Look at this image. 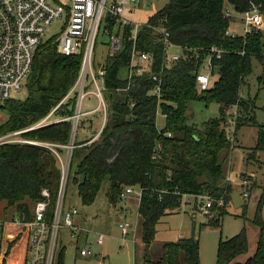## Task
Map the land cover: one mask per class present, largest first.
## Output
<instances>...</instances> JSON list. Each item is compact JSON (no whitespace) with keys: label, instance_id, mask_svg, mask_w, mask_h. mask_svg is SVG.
Returning <instances> with one entry per match:
<instances>
[{"label":"trees","instance_id":"1","mask_svg":"<svg viewBox=\"0 0 264 264\" xmlns=\"http://www.w3.org/2000/svg\"><path fill=\"white\" fill-rule=\"evenodd\" d=\"M225 3L231 7L229 10L240 13L250 9L253 3H262L264 12V0H170L150 16V24L166 16L171 40L184 49L181 60L166 69L161 93L157 95L152 91L153 82L143 78H138L130 90L117 91L125 84L118 72L126 64L129 45L115 58H109L107 122L98 139L73 151L69 180L76 185L84 205L94 203L106 179L110 181L107 197L113 204L120 199L124 187L140 186L138 211L147 248L155 238L160 219L180 209L185 195L224 197V205L218 207L215 203L213 209L221 217L227 212L223 207L231 202L234 189L229 184L221 185L224 171L220 155L233 148L226 133L225 107H238L236 128L245 124L258 128L256 145L248 154V162L264 150V124L257 121L255 99L241 95L242 85L253 71L254 58L261 63L264 74V31L227 34L232 15H226ZM144 30L141 47L153 50L159 58L161 48L154 42L149 25ZM57 46L55 37L38 47L27 82L28 96L25 100L6 102L3 109L9 117L0 124V135L35 126L53 112L50 123L28 130L22 137L59 144L70 141L72 121L60 119L74 114L76 97L72 95L59 104L78 77L81 56L62 54ZM212 47L222 51L220 57L212 56L213 73L216 69L220 79L208 89L200 90L196 76ZM263 74L258 76L259 85L264 83ZM194 100L220 104L221 117L209 119L204 129H199L188 115L189 103ZM159 108L166 117L162 130L156 125ZM86 141L78 140L77 144ZM60 182L57 157L47 147L30 143L0 145V202L6 205L5 213L15 209L18 215L29 220L34 203L45 199L44 189L50 193V210L54 209ZM217 217L210 218L211 226L220 224ZM261 227L257 251L245 264H264V224ZM27 235L26 228L9 231L3 264H24ZM247 250L248 238L242 230L220 240L216 264H229ZM183 253L185 264H201L199 240L194 236L166 242L158 260L146 253L145 264H183ZM58 264H65L63 250Z\"/></svg>","mask_w":264,"mask_h":264},{"label":"built area","instance_id":"2","mask_svg":"<svg viewBox=\"0 0 264 264\" xmlns=\"http://www.w3.org/2000/svg\"><path fill=\"white\" fill-rule=\"evenodd\" d=\"M148 4L144 0H0V110L6 102L27 85L32 73L38 47L45 42L48 27L58 19L66 17L62 31L57 37L58 51L65 55H80L81 63L78 77L59 105L74 95L76 105L74 114L68 118L72 121L70 141L66 144L30 140L22 137V133L51 122L52 113L30 128L8 132L0 135V145L5 143H30L45 146L57 157L61 169V182L57 203L50 210V193L44 189L45 199L34 203L32 216L26 220L24 216L0 218V264H3L5 248L12 228H26L27 254L24 264H57L62 248L58 247L60 231L67 228L72 237L78 241L84 231L75 221L79 214L76 207L64 209L66 187L70 177L73 151L81 145L90 144L98 139L107 122L109 102L106 97V75L108 59L115 58L125 48H128L126 64L118 72V77L125 84L117 88L118 92H126L137 84L138 78L153 82L152 91L160 95L163 84V74L173 64L181 60L183 47L174 43L166 26L167 18L149 23V19L141 21L134 18L137 11L143 10ZM262 3H253L252 7L242 13L244 34L263 31L264 12ZM232 15L231 10L226 11ZM149 25L154 42L160 48L159 58L151 49L141 47L144 27ZM108 35V50L99 56L97 61L96 47L101 30ZM227 34L237 35L236 31L228 30ZM181 49L182 54L174 52ZM222 51L212 47L207 58L213 73L212 56L220 57ZM197 83L200 90L211 87L210 74L201 71L197 73ZM92 94L97 105L84 109L86 97ZM58 105V106H59ZM54 111V110H53ZM100 114L102 123L93 137L87 138L83 144H77L78 131L84 116ZM64 150V151H63ZM242 184L247 188L242 193L246 200L250 196L248 176L242 175ZM134 192V186H126L119 197L127 198ZM141 196V191H140ZM196 199V207L207 215H211L213 207H221L224 197L216 199L211 194L192 195ZM205 200V201H203ZM123 238L128 237L131 222L119 223ZM105 235H98V244H103ZM81 255L91 254L88 248L80 250Z\"/></svg>","mask_w":264,"mask_h":264},{"label":"rangeland","instance_id":"3","mask_svg":"<svg viewBox=\"0 0 264 264\" xmlns=\"http://www.w3.org/2000/svg\"><path fill=\"white\" fill-rule=\"evenodd\" d=\"M170 0H144L148 4L143 10L137 11L134 18L146 21L150 16L162 9ZM226 9H231L225 3ZM66 17L53 22L47 29L45 40L58 37L62 31ZM244 22L242 13L232 10V17L229 30L236 31L237 34H244ZM264 29V26H263ZM264 31V30H263ZM108 35L101 30L99 35L96 55L97 61H102V56L108 50ZM174 52L182 54L181 49H174ZM201 71L210 74L211 83L219 81L220 75L215 69L212 73L208 59H204L201 64ZM263 74L262 65L256 58L253 59V71L246 77L241 88V95L245 98H253L256 102L255 114L257 121L264 124V83L259 85L258 76ZM264 75V74H263ZM28 96L27 85L21 90L14 92L12 99L25 100ZM94 95L89 94L84 103V109L93 108L97 105ZM227 125L226 133L233 143V148L229 152H221L220 159L223 163L224 179L222 186L228 184L234 190L241 193L247 189L241 181L242 175L248 176L250 186L248 191L250 196L246 198L245 205L235 207L232 202L225 204L223 208L226 213L221 217L217 210H213L211 215L202 212L196 207V199L192 195H185L180 209L173 213L164 215L157 224V232L154 240L147 248L142 239L141 221L138 227L137 237L134 239L130 232L129 239L124 240L122 231L118 224L119 221H129L135 223L138 217V206L141 188L134 186V192L127 198L117 201L116 207L109 201L107 192L110 186L109 179H106L97 195L94 203L84 205L78 189L72 179L68 181L64 209L76 207L79 214L75 217L78 225L84 229L78 241L74 239L67 228H62L58 247H65L66 264H145V255L148 253L153 260H158L163 255L164 244L166 242L178 241L181 238L194 236L199 240V251L201 264H216L218 258V246L220 240L231 238L244 230L248 238V250L241 253L229 264H245L257 251L259 246L262 224H264V150L257 152L255 159L248 162V154L255 147L258 135V128L254 125L236 126L235 116L238 107H225ZM188 115L190 122L198 125L199 129H204L205 122L211 118L221 117V106L218 103H206L203 100H194L189 103ZM99 116V117H98ZM100 114H95L93 121L88 122L89 118L81 121V129L78 131V138L86 139L92 137L100 121ZM8 112L0 110V124L8 119ZM166 124V117L161 109L156 115V125L162 130ZM85 137V138H84ZM64 151V150H63ZM75 163L73 166V171ZM73 175V173H72ZM205 201V200H203ZM4 202H0V218L18 217L15 209H10L5 213ZM115 207V208H114ZM218 215V217H217ZM217 217L220 224L211 226L210 218ZM122 221V222H123ZM262 222V224H261ZM132 227L131 229H134ZM105 235L103 244H98V235ZM86 234L88 239H85ZM136 236V234H135ZM88 248L92 251V256H81L80 250ZM185 264L184 253L181 256Z\"/></svg>","mask_w":264,"mask_h":264},{"label":"crops","instance_id":"4","mask_svg":"<svg viewBox=\"0 0 264 264\" xmlns=\"http://www.w3.org/2000/svg\"><path fill=\"white\" fill-rule=\"evenodd\" d=\"M94 114H91V115H87V116H84L83 117V119L84 118H89V119H95L94 118ZM99 117V116H98ZM100 123H99V125L97 126V129L96 130H98L99 129V127H100V125H101V123H102V117L100 116V121H99ZM80 129H81V127H80ZM82 132H83V129H81V134H82ZM83 138V136L81 135V138H78V140H85V139H82ZM85 138V137H84ZM89 138V137H88ZM87 139V138H86ZM241 193V192H240ZM242 194V193H241ZM139 201H140V198H139ZM245 202H246V200H245ZM113 204V203H112ZM115 207H116V204H113ZM114 207V208H115ZM139 207V206H138ZM142 220V218H141V216H140V214H139V212H138V217H137V220L135 221V223H131V225H132V227H135L134 229L135 230H133V229H131L130 228V231H129V234H130V232L131 233H133V235H134V239H135V237H137V233H138V227H139V223H140V221ZM123 221V220H122ZM121 220L119 221V223H121L122 222ZM127 221V220H126ZM142 222V221H141ZM77 223V222H76ZM78 224V223H77ZM141 225V227H142V223L140 224ZM118 226H119V224H118ZM119 228H120V226H119ZM120 230H121V228H120ZM129 234H128V237L126 238V239H124V240H127V239H129ZM135 234H136V236H135ZM122 236H123V234H122ZM85 239L87 240L88 239V235L86 234V236H85ZM65 247H63V252H64V262H65ZM81 255V254H80ZM93 255V253H92V251H91V254H89V255H81V256H92ZM59 260V259H58ZM57 264H58V262H57ZM65 264H66V262H65Z\"/></svg>","mask_w":264,"mask_h":264},{"label":"water","instance_id":"5","mask_svg":"<svg viewBox=\"0 0 264 264\" xmlns=\"http://www.w3.org/2000/svg\"><path fill=\"white\" fill-rule=\"evenodd\" d=\"M231 202L235 205V207H241L246 203L242 194L237 190L232 191Z\"/></svg>","mask_w":264,"mask_h":264}]
</instances>
